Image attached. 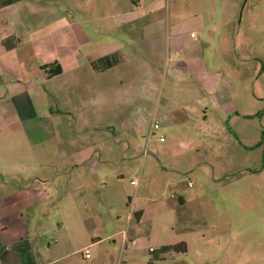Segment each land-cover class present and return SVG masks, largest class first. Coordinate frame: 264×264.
<instances>
[{
  "label": "crops",
  "instance_id": "crops-1",
  "mask_svg": "<svg viewBox=\"0 0 264 264\" xmlns=\"http://www.w3.org/2000/svg\"><path fill=\"white\" fill-rule=\"evenodd\" d=\"M160 1L17 0L0 7L1 264H37L30 229L34 217L44 216L51 201L69 195L86 206V196L90 197L92 192L99 194L108 178L123 176L122 171L113 172L108 167L123 162L132 164L134 150L126 139L123 146L118 145L119 141H105L116 132H59L60 122L74 110L69 106L84 105L85 98L91 103L93 120L98 119L106 106L110 122L115 115L112 105H115L118 86L127 84L126 99L137 93L139 80V92L146 95L139 99V124L148 126V132L128 124L129 114L122 118L119 129H132L135 137L145 138L149 152L170 161L183 154L184 160L190 163L197 152L207 150L203 136L214 137L213 134L228 130L245 149L261 147L254 132L251 141H245L231 126L239 118L253 121L257 115L264 116V111L252 109L264 99V92L255 90L264 76V63L258 65L256 61L264 56L261 48L264 47V0H223L221 11L239 5V19L225 13L222 18H210L208 26L199 25L204 41L218 37L221 42L219 49L226 63L218 64L216 60L215 65L204 61L199 43H186L178 35L169 33L168 28L165 35L162 33V19L151 16L162 6ZM205 28L210 31L204 32ZM121 29L123 40L128 43L117 44L113 33ZM259 51L262 55H257ZM110 54L118 55L120 61L105 70L93 69L91 61ZM126 59L131 66L126 68L129 75L124 76L120 63ZM49 66L60 68V73L49 76ZM115 69L121 71L115 72ZM163 90L165 98L160 105V99H152L150 91L158 97ZM244 103L252 107L240 110L238 106ZM180 109L184 115L179 117ZM226 117L230 128L221 127ZM156 118L170 132L169 138L160 133L157 136L160 143L155 147L156 133L152 127ZM214 120L216 126L212 124ZM260 125L264 132V125L261 122ZM100 126L113 125L110 122ZM177 127L183 129L181 136L187 133L191 139L179 141L177 145L174 138ZM120 130L114 127L112 131ZM68 136L92 138L91 144L98 145L96 154L90 155L94 146L80 143L67 157L62 138ZM160 136L163 141L159 140ZM177 146L183 150L174 154ZM228 146L225 140L219 143L220 149ZM148 155H142L140 174L147 169L144 157L154 161ZM160 164L162 169L168 168ZM148 167L154 164L149 163ZM68 172L77 181L88 179L87 184L78 182L67 189L64 186ZM68 181L76 184L72 179ZM177 183H167L173 186H169L171 198L164 200L163 210L158 208L155 213L164 217L163 224H155L153 208L147 212L140 196H129L125 208L112 216L124 223V228L113 233L118 237V252L115 247L105 246L90 253L89 258L82 252V258L91 259L99 253L100 259H93L92 264H256L251 251L254 245L243 243L238 237L233 244L213 242L209 248L199 243L198 234L191 235V244L180 239L175 226L178 211L189 200L176 187ZM90 214L91 211L84 212L88 218ZM96 220L98 224L101 222L98 214ZM89 238L88 247L99 242V239L94 241L97 238L94 232ZM131 240H136V244L132 246ZM180 242L185 245L184 251L169 248ZM150 247L154 250L149 251ZM18 252L23 254L18 256Z\"/></svg>",
  "mask_w": 264,
  "mask_h": 264
},
{
  "label": "rangeland",
  "instance_id": "rangeland-1",
  "mask_svg": "<svg viewBox=\"0 0 264 264\" xmlns=\"http://www.w3.org/2000/svg\"><path fill=\"white\" fill-rule=\"evenodd\" d=\"M159 4H162V6L151 16L162 19L164 24L162 33L164 35L168 28L169 33L178 35L186 43H199V50L204 53L203 58L207 64L213 63L215 65L216 60L218 64L221 61L226 63L223 53L219 49L221 45L219 38L211 37L210 42L204 41L203 32L199 25L203 23L208 26L210 18H222L225 13L235 16L234 19H239L241 15L239 5L230 6L221 11L223 0H161ZM205 29L204 32L210 31V28ZM123 33L122 29L113 33V35L115 34L114 37H117V44L128 43L124 42ZM261 48L264 49V47ZM259 53L262 55L261 51L257 52V55H260ZM258 58L256 59L258 65L264 63V56ZM252 60L254 59L251 57V62ZM129 66L131 65L127 59L126 61L121 60L120 67H124L122 71L125 72L122 75H129L126 70ZM115 70V72L121 71L120 69ZM259 81L260 84L255 86V90L259 93L264 92L263 75ZM122 85V87L118 86L115 105H112L115 115L110 122L113 126H109L110 128L100 126L101 124L110 123L106 116V106L102 108V113H100L98 119L93 120L91 117V103L88 98H85L84 105L72 104L69 106L74 110H72L70 116L64 117L65 119L60 122L59 132H116L114 137L105 139V141H119L118 145L123 146V140L126 139L134 150L135 157L132 159V164L128 165L123 162L120 164L121 166L108 167L113 172L122 171L123 176L114 179L108 178L107 184L101 185L98 190L99 194L92 192L90 197L89 195L86 196V206L69 195L65 199L56 198L51 201L50 205L46 206L44 216L37 215L34 217L35 221L31 224L30 229L32 231L31 242L38 259L37 264H47V258L55 259L53 262L49 260L48 264H92L93 259L98 261L100 259L99 253L93 254L94 256L91 259H83L81 254L82 249L90 245L89 235L92 232L97 237L94 241L99 239V242L94 247H89L90 253L105 246L115 247V251L118 252V237L113 233L124 228V223L115 221L117 217L112 216L120 213L125 208L129 196L133 197L137 194V196H140L141 205L146 207L147 212L153 208L151 213L154 216L152 214L150 216L155 217V224H163L164 217H158L155 213L158 208L163 210L161 205L164 200L171 198L169 196L170 187L173 186L167 185L171 181L178 182L176 187L181 189L185 198L189 200L186 206L178 211L179 220L175 226L181 234L180 239H186L191 244L193 242L191 235L193 233L198 234L200 237L199 243L207 245L205 247L209 248L213 246V242L215 244L218 242L233 244V241L238 237L243 243L254 245L251 249L252 258L256 264H264V132L260 125V122L264 125V116L257 115L253 121L239 118L233 121L231 126L232 131H237L239 137L245 141H251L254 132L255 137L260 140V148L245 149L234 137L233 132L228 130V132L213 134L214 137L203 136V143L207 146V150L197 152L194 160L190 163H187L184 160V155L180 153L178 157L170 161L165 157H161L158 153L149 152V149L145 147V138L143 136L135 137L132 134V129L126 131L119 129L122 118L125 114H129L128 119L130 122L128 120V124L132 123V127L138 125L144 132H148V126L144 127L139 124L141 122L139 99L146 96L139 92V80H137L138 86H136L137 93H129L130 95L126 99L124 90H128L127 84L122 83ZM182 85H185V83ZM150 92L152 99H160V105L164 103L165 90L158 97L155 92L154 94L152 91ZM238 107L243 110L250 109L252 105L244 103V105ZM252 109L256 112L259 110L264 111V99L257 102ZM180 111V114L177 111L179 117L184 115L183 110L180 109ZM156 119L157 122L153 121L154 124H159L158 118ZM212 124L216 126L215 120ZM258 124L260 130H258ZM222 126L223 128H230L228 117L225 118ZM114 127L120 131H112ZM152 128L156 133L154 138L155 147L160 143L157 138L160 133L169 138L168 132L170 131L164 129L161 123L159 127L153 126ZM241 130H249L250 132H241ZM175 132L176 137L174 138L177 139V145H179V141L191 139L187 133L181 136L183 129L180 127H177ZM91 139L87 136L62 138L66 147V156H71L74 149L80 146V143L85 144L87 147L94 146L90 155L96 154L98 145H92ZM94 140L97 139L94 138ZM223 140L227 141L229 146L220 149L219 143ZM144 150L147 153H143ZM181 150H183L182 146H177L173 153L177 154ZM142 155L151 156L154 161L144 157L145 163L147 162V169H144L140 174L139 167ZM160 162L167 165L168 168L166 170L162 169ZM149 163L154 164V167H148ZM124 165L126 167L122 169ZM66 176V178L72 179L76 183L72 184L67 179V185L64 186L67 189L76 186L78 182L87 184L88 179L77 181L76 176H73L70 172ZM188 195H192V197L189 198ZM86 210L91 211L90 218L84 215ZM96 214L101 219L99 224L96 220ZM114 240L117 242L114 243ZM16 254L21 256L23 253L18 252Z\"/></svg>",
  "mask_w": 264,
  "mask_h": 264
},
{
  "label": "trees",
  "instance_id": "trees-1",
  "mask_svg": "<svg viewBox=\"0 0 264 264\" xmlns=\"http://www.w3.org/2000/svg\"><path fill=\"white\" fill-rule=\"evenodd\" d=\"M14 1H17V0H0V7L7 5L9 3H12ZM118 62H119L118 55L110 54V55H106V56H103V57H100L98 59L91 61V66L93 67V69L101 71V70H105L115 65ZM60 71H61L60 68L52 69V67L49 66L48 75L52 76V75L60 73ZM169 248L174 251H184L185 245L183 242H180L178 244L170 245Z\"/></svg>",
  "mask_w": 264,
  "mask_h": 264
},
{
  "label": "built area",
  "instance_id": "built-area-1",
  "mask_svg": "<svg viewBox=\"0 0 264 264\" xmlns=\"http://www.w3.org/2000/svg\"><path fill=\"white\" fill-rule=\"evenodd\" d=\"M153 126H155V127H159V124H153ZM163 136H160L159 137V140L160 141H163ZM143 153H147V151L146 150H144V152ZM190 184V183H189ZM130 244L131 245H135L136 244V240H131L130 241ZM154 250V248L153 247H150L149 248V251H153ZM82 254H83V256L85 257V258H89L90 257V249H89V247L88 246H86L83 250H82Z\"/></svg>",
  "mask_w": 264,
  "mask_h": 264
}]
</instances>
